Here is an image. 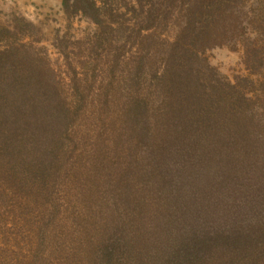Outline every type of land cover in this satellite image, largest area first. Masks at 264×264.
Segmentation results:
<instances>
[{
  "label": "trees",
  "instance_id": "1",
  "mask_svg": "<svg viewBox=\"0 0 264 264\" xmlns=\"http://www.w3.org/2000/svg\"><path fill=\"white\" fill-rule=\"evenodd\" d=\"M139 2L147 22L144 28L157 31L144 37L161 43L156 52L162 57L161 67L151 70L149 57L154 53L147 47L150 43H139L144 46L138 48L126 75L136 86L131 99L118 109L110 125L99 121L93 133V126L81 121L88 109L79 104V94H71L69 89L63 92L52 67L46 62L41 67L27 53L13 54V44L0 53V167H8V173L0 171V194L11 203L20 194L19 199L30 202L27 192L18 193L16 184L37 175L43 184L49 179L56 189L57 180L68 177L72 168L70 149L75 137L81 142L89 138L88 146L99 156L95 164L102 167V149L120 145L123 150L124 145L127 167L115 173L98 168L99 186L90 192L97 209L106 211L110 206L109 221L116 220L107 223L111 230L103 229L90 256H86L84 242L73 248L68 240L71 246L66 252L71 259V252L78 256L84 251L82 257L90 259V264H264V164L258 168L259 160L252 159L262 153L260 143L264 146L260 139L264 121L257 126L258 119L264 120V106L253 111L255 100L261 97L247 92L252 73L229 83L212 73L191 71L193 58L198 57L196 47L209 42L215 30L223 33L225 27L239 26L245 34L250 25L264 40V0H254V7L242 0ZM61 4L65 11L90 18L101 37L115 31L105 26L94 0H62ZM158 30L163 35L169 32L160 38ZM246 44L244 62L261 79L264 93V51L254 42ZM241 148L243 154H238ZM259 171L263 173L255 176ZM138 175L143 193L155 188L151 205L143 210L133 197ZM101 176H106L103 181ZM108 191L109 205L100 195ZM37 198L33 200L37 202ZM49 202L47 198L42 204L50 207ZM111 205L122 213H115ZM126 210L142 214L131 218ZM55 215L45 214L43 224L52 222ZM155 217L158 222H151ZM78 219L76 216L70 225ZM61 227L58 224L59 230ZM147 230L152 237L146 235ZM45 233L40 229L38 236ZM74 238L73 233L68 234V239ZM148 247L153 250L152 259H148Z\"/></svg>",
  "mask_w": 264,
  "mask_h": 264
},
{
  "label": "rangeland",
  "instance_id": "2",
  "mask_svg": "<svg viewBox=\"0 0 264 264\" xmlns=\"http://www.w3.org/2000/svg\"><path fill=\"white\" fill-rule=\"evenodd\" d=\"M61 2L62 0H0V53L13 44L10 49L13 54L27 53L39 65L46 62L48 67H52L61 80L63 92L69 89L71 94H79L81 99L79 104L83 103L88 109L87 112L82 113L81 121L93 126V133L94 126L99 121L110 125V121L116 119L115 114L118 109L131 99L133 94L131 91L134 92L136 86L132 80L126 79V75L129 71L131 72L132 59L137 54L138 48L144 46L139 43L142 41L150 43V46H146L154 53L149 57L152 71L157 68L159 70L161 67L162 57L159 58L157 54V47L161 43L154 44L153 38L144 37L146 33L154 29L144 28L146 17L144 13H141L139 0H94L99 7L100 16L104 18L105 26L115 30L107 37L98 35L100 29L90 18L71 12V9L65 11ZM242 2L250 6L255 5L254 0H242ZM244 20L245 16H242L241 24L243 25ZM249 26L245 34L239 26L233 29L225 27L223 33L215 30L209 42L206 40L199 48L196 47L198 57L193 58L191 71L201 70L206 75L212 73L229 83H235L251 72L249 79L253 83L247 92L261 97L260 101L255 100L253 107V111L258 112L264 106L262 104L264 93L259 84L261 79L257 77V73H253L252 67L245 64L243 56L248 42H254L264 51V40L257 37L254 27L251 29ZM168 32L166 30L165 34ZM158 33L160 38L165 36L163 31L158 30ZM99 39L109 40V43L100 44ZM109 80L111 82L107 84ZM244 84L248 89L247 83L244 82ZM261 120L263 123V119L257 120L258 128H260ZM250 124L253 127L254 121L251 120ZM86 127L89 134H92L90 128ZM111 131L117 132L118 129ZM240 138L248 141L246 136ZM86 139L89 138L81 142L80 138L75 137L71 142L73 165L68 177L63 176L62 179L57 180L59 184L56 189H52L49 179L43 184L41 182L43 178L37 175L34 178L29 176L30 179L20 180L22 184L16 182L18 193L27 192L30 202L25 203L26 200L19 199L20 194L11 203L7 196L0 194V264H90V259L85 257L90 256V250L97 248L99 237L101 238L104 234L103 229L111 230L110 224L116 220L113 217L114 219L109 221L111 214L107 211L110 212V206L106 211H101L94 205L90 192L92 193L93 187L99 186L96 172L98 168H103L115 173V171L124 170L129 162H127L128 155L126 157L124 155L126 146L123 145L121 150L120 145H110L106 149L103 148L101 152L104 167L95 164L99 156L92 147L88 146L89 142ZM260 139L264 143V137ZM260 148L261 155L255 154L252 157V159L257 157L259 160L258 168L261 163L264 164V146L261 143ZM243 149L241 148L238 154H243ZM3 167H0V171L8 173V167ZM32 171L37 173L35 170ZM259 173L261 175L263 172H256L255 176ZM105 177L101 176L100 180L103 181ZM65 180L68 182L67 185L63 184ZM137 181L138 186L133 188V197L139 200L135 202L139 209L143 210L151 205V196L155 194V188L152 186L150 192L143 193L139 184V175ZM109 193V191L107 195L100 193L102 200L107 199V205L110 202ZM36 198L39 199L37 202L33 200ZM47 198L50 200L48 203L50 207L42 204ZM68 199H71L70 204L67 202ZM39 203L40 206H38ZM111 207L115 213H122V210H116L113 205ZM48 212H55L57 215L53 216L52 222L43 224L45 214ZM125 214H129L131 218H137L142 213L136 211L131 213L126 210ZM76 216L79 218L78 221L70 225ZM157 219L158 217H155L151 222H158ZM137 221L140 224V221ZM58 224L60 227L64 224V228L61 227L59 230ZM155 225L152 224L151 227ZM126 228H128L127 225ZM40 229L46 233L38 236ZM66 231H68L67 236ZM150 232L151 230L145 231L148 236H151ZM70 233L75 236L73 240L68 239ZM77 235L84 241L77 238ZM68 240L72 242L73 248H77L84 242L86 256L82 257L84 251H79L78 256H73L71 252L73 258L71 259L66 252L71 246ZM68 245L70 246L67 247ZM148 249L151 251V255L147 253L148 259H152L153 250L150 247ZM261 257L264 260V252ZM226 258L230 260L233 257ZM148 263L137 262V264Z\"/></svg>",
  "mask_w": 264,
  "mask_h": 264
}]
</instances>
